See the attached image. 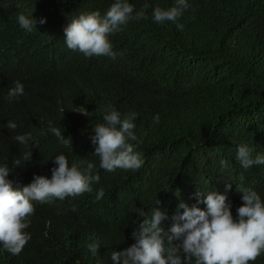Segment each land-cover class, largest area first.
I'll list each match as a JSON object with an SVG mask.
<instances>
[{
    "label": "trees",
    "instance_id": "1",
    "mask_svg": "<svg viewBox=\"0 0 264 264\" xmlns=\"http://www.w3.org/2000/svg\"><path fill=\"white\" fill-rule=\"evenodd\" d=\"M114 2L0 0V166H8L7 179L22 189L34 175L51 178L60 154L69 166L92 162L100 176L92 193L33 202L25 229L31 239L18 255L0 244V264H113V251L135 243L132 233L143 220L136 208L149 216L154 207L165 212L161 227L168 231L182 201L206 209L198 191L226 194L234 218L241 189L264 201V165L245 169L236 158L242 143L253 159L264 154V0H187L179 20L163 24L153 19L155 7L176 0H128L133 17L148 5L147 19L132 18L110 35L115 58L68 49L69 22L81 12L103 16ZM20 13L36 20L31 33L18 24ZM16 81L24 93L9 98ZM109 105L122 117L136 113L139 143H132L144 161L138 170L100 168L90 137ZM27 134V144L16 141ZM92 242L99 244L96 256L87 247ZM251 264H264V254Z\"/></svg>",
    "mask_w": 264,
    "mask_h": 264
},
{
    "label": "clouds",
    "instance_id": "2",
    "mask_svg": "<svg viewBox=\"0 0 264 264\" xmlns=\"http://www.w3.org/2000/svg\"><path fill=\"white\" fill-rule=\"evenodd\" d=\"M148 5L132 16L134 6L128 0H115L107 9L105 15L99 11L81 12L73 18L65 31V43L68 49L79 51L86 57L109 56L115 58L110 42V35L123 30L130 19H147L145 9ZM187 0H176L170 8L155 7L153 19L158 24L166 21L177 22L183 11L189 8ZM17 22L22 29L31 33L36 20L24 13L17 16ZM44 19L39 21L45 23ZM183 25L177 23V29L183 30ZM36 28V27H35ZM24 87L19 82L9 89V98L23 95ZM103 123L93 128L90 139L95 147L94 154L100 159V168L114 171L117 168L138 170L144 161L135 151L132 142L139 143L134 133L136 113H128L123 117L111 105L104 110ZM159 123V115L154 118ZM13 121H8L7 128L15 130ZM48 130L61 143L67 145L66 139L59 128L49 122ZM30 134L17 135L16 141L27 144ZM252 150L247 144H240L236 158L245 169L253 165H264V154L253 159ZM25 162L31 160V150L23 155ZM54 163L58 165L51 172V178L34 175L33 180L22 189L13 187L7 179L9 168L0 166V244L12 255H18L31 239L25 231L30 225L29 217L35 212L33 202H50L52 199L63 200L68 196L92 193L93 182H99V174H93L94 164L88 161L73 163L69 166L64 154L57 155ZM224 165L225 162L221 161ZM20 165V161H15ZM82 165H86L82 167ZM232 184L226 185L230 190ZM242 205L236 210L234 218L231 204L227 202L226 194L216 191L196 193L198 203L206 205V209L181 202L177 212L171 217L173 223L165 231L161 222L168 219L165 212L154 207L151 215L143 208L135 212L143 217L138 228L132 233L135 243L123 251H113V264H251L264 254V201L251 188L241 189ZM104 196L103 188L96 192V200ZM160 201L157 200L156 204ZM179 209H183L181 213ZM88 249L93 256L97 255L99 244L89 243ZM183 257V259H182Z\"/></svg>",
    "mask_w": 264,
    "mask_h": 264
}]
</instances>
